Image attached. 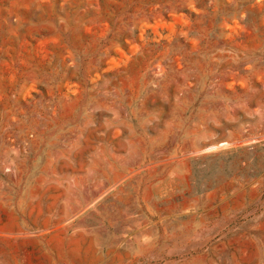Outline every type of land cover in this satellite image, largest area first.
<instances>
[{
    "label": "rangeland",
    "instance_id": "1",
    "mask_svg": "<svg viewBox=\"0 0 264 264\" xmlns=\"http://www.w3.org/2000/svg\"><path fill=\"white\" fill-rule=\"evenodd\" d=\"M45 167L111 170L64 225L90 264H120L102 195L122 173L143 243L124 264H264V0H0V249L20 264H52L38 243L61 233L26 199Z\"/></svg>",
    "mask_w": 264,
    "mask_h": 264
},
{
    "label": "crops",
    "instance_id": "2",
    "mask_svg": "<svg viewBox=\"0 0 264 264\" xmlns=\"http://www.w3.org/2000/svg\"><path fill=\"white\" fill-rule=\"evenodd\" d=\"M64 155L71 154L72 150L67 148L60 149ZM109 156V152H108ZM82 170V169H81ZM72 170L69 173H64V170L57 168L45 167L40 174L39 183L30 186L29 194L26 199L31 202L37 201L38 207L49 209V215L41 216L38 220L40 224L55 225L54 229H60L61 233L56 235V243L44 235L39 240V254L45 261L49 259L52 264H90L93 259H89L86 255L76 254V243L74 238L68 234V228L64 227L66 223L75 220L78 217L79 209H86L90 207L91 203L96 200V195L90 190L96 180V176H101L102 181L106 184L111 183V170L103 169L96 171L94 168ZM81 172V173H80ZM52 175H75L74 184L68 183V179L63 177L61 179H51ZM131 175L122 173V185L118 187L109 186L108 190L102 195L103 198L110 200V205L113 207L116 217L109 222L111 241L109 246L116 249H122L120 254V264L126 263L128 250L134 256L136 244L139 242L140 247H143L139 237V224L135 218V213L132 207L136 202L140 201V191L137 187H132L125 183L124 176ZM36 202V203H37ZM29 205H32L31 203ZM51 209H59L60 213L53 214ZM60 214V215H57ZM155 232L152 233L153 227L150 229V235H146V246H150L149 251L145 253L146 256H153V249L157 253L158 245V231L157 227L154 228ZM78 248L84 247V244L78 243ZM122 258V259H121ZM44 261V262H45ZM19 257L13 251L0 249V264H20ZM114 263L116 260L113 261Z\"/></svg>",
    "mask_w": 264,
    "mask_h": 264
}]
</instances>
